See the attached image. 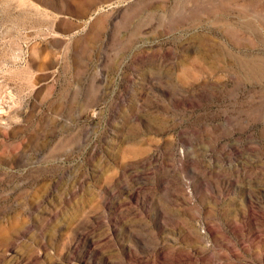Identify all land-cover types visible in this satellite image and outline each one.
<instances>
[{"label":"rangeland","instance_id":"374dc122","mask_svg":"<svg viewBox=\"0 0 264 264\" xmlns=\"http://www.w3.org/2000/svg\"><path fill=\"white\" fill-rule=\"evenodd\" d=\"M0 264H264V0H0Z\"/></svg>","mask_w":264,"mask_h":264},{"label":"bare ground","instance_id":"6f19581e","mask_svg":"<svg viewBox=\"0 0 264 264\" xmlns=\"http://www.w3.org/2000/svg\"><path fill=\"white\" fill-rule=\"evenodd\" d=\"M5 112H7V111H5L3 106L0 104V117L5 116Z\"/></svg>","mask_w":264,"mask_h":264}]
</instances>
